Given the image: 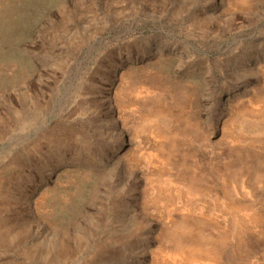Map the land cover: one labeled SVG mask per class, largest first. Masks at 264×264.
<instances>
[{"label":"rangeland","instance_id":"obj_1","mask_svg":"<svg viewBox=\"0 0 264 264\" xmlns=\"http://www.w3.org/2000/svg\"><path fill=\"white\" fill-rule=\"evenodd\" d=\"M0 264H264V0H0Z\"/></svg>","mask_w":264,"mask_h":264}]
</instances>
